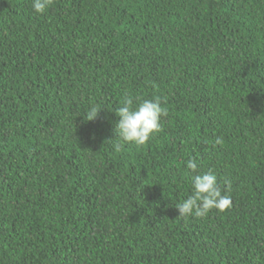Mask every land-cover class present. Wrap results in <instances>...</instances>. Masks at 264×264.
Here are the masks:
<instances>
[{
    "label": "trees",
    "instance_id": "16d2710c",
    "mask_svg": "<svg viewBox=\"0 0 264 264\" xmlns=\"http://www.w3.org/2000/svg\"><path fill=\"white\" fill-rule=\"evenodd\" d=\"M126 95L167 115L116 152ZM0 264H264V0H0Z\"/></svg>",
    "mask_w": 264,
    "mask_h": 264
},
{
    "label": "clouds",
    "instance_id": "9594fccd",
    "mask_svg": "<svg viewBox=\"0 0 264 264\" xmlns=\"http://www.w3.org/2000/svg\"><path fill=\"white\" fill-rule=\"evenodd\" d=\"M52 4L53 0H32V8L36 13H44ZM101 109L95 104L86 108L85 120L96 118ZM115 112L119 119L114 129L116 139L111 141L116 152H120L127 144H135L137 147L146 144L153 133L161 130L162 117L167 115L160 98L137 102V98L131 95H126L119 102ZM216 143L220 141L217 140ZM186 166L193 172L199 167L195 158L188 159ZM191 183V194L175 205L178 216L202 217L212 209L222 212L231 206V196L222 191L212 170L195 175Z\"/></svg>",
    "mask_w": 264,
    "mask_h": 264
}]
</instances>
